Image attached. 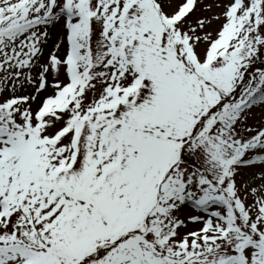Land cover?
<instances>
[{
  "label": "snow or ice",
  "instance_id": "obj_1",
  "mask_svg": "<svg viewBox=\"0 0 264 264\" xmlns=\"http://www.w3.org/2000/svg\"><path fill=\"white\" fill-rule=\"evenodd\" d=\"M202 3L0 0V264H264V0Z\"/></svg>",
  "mask_w": 264,
  "mask_h": 264
},
{
  "label": "rangeland",
  "instance_id": "obj_2",
  "mask_svg": "<svg viewBox=\"0 0 264 264\" xmlns=\"http://www.w3.org/2000/svg\"><path fill=\"white\" fill-rule=\"evenodd\" d=\"M215 2H216V0H203L202 5H203L204 10H203L202 17H211L214 13L220 11V9H218V8H213L211 10H205V5H207V4H214ZM215 26L216 25H215V22H214L213 23V27H215ZM256 172H258V169H256V168L245 169L244 170V177H245V179L250 178Z\"/></svg>",
  "mask_w": 264,
  "mask_h": 264
}]
</instances>
